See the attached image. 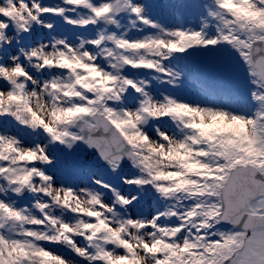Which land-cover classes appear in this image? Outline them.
<instances>
[{"label": "snow or ice", "instance_id": "snow-or-ice-1", "mask_svg": "<svg viewBox=\"0 0 264 264\" xmlns=\"http://www.w3.org/2000/svg\"><path fill=\"white\" fill-rule=\"evenodd\" d=\"M0 264H264V0H0Z\"/></svg>", "mask_w": 264, "mask_h": 264}, {"label": "rangeland", "instance_id": "rangeland-1", "mask_svg": "<svg viewBox=\"0 0 264 264\" xmlns=\"http://www.w3.org/2000/svg\"><path fill=\"white\" fill-rule=\"evenodd\" d=\"M54 2V1H53Z\"/></svg>", "mask_w": 264, "mask_h": 264}]
</instances>
